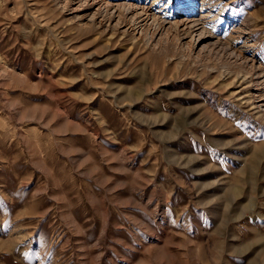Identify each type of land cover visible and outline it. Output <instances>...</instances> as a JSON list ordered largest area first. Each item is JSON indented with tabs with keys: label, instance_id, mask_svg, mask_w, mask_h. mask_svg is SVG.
Wrapping results in <instances>:
<instances>
[{
	"label": "rangeland",
	"instance_id": "rangeland-1",
	"mask_svg": "<svg viewBox=\"0 0 264 264\" xmlns=\"http://www.w3.org/2000/svg\"><path fill=\"white\" fill-rule=\"evenodd\" d=\"M0 264H264V0H0Z\"/></svg>",
	"mask_w": 264,
	"mask_h": 264
},
{
	"label": "bare ground",
	"instance_id": "bare-ground-1",
	"mask_svg": "<svg viewBox=\"0 0 264 264\" xmlns=\"http://www.w3.org/2000/svg\"><path fill=\"white\" fill-rule=\"evenodd\" d=\"M192 20H193V19H192ZM195 20H196V19H195ZM198 20H200V19H198ZM196 21H197V20H196ZM196 21H195V22H196ZM197 22H199V21H197ZM199 23H201V22H199ZM197 24H198V23H197ZM197 24H195V25H197ZM201 24H202V23H201ZM199 25H200V24H199ZM191 26H192V25H191Z\"/></svg>",
	"mask_w": 264,
	"mask_h": 264
}]
</instances>
